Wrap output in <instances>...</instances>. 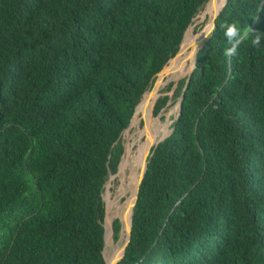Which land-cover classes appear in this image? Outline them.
Listing matches in <instances>:
<instances>
[{"label":"trees","instance_id":"16d2710c","mask_svg":"<svg viewBox=\"0 0 264 264\" xmlns=\"http://www.w3.org/2000/svg\"><path fill=\"white\" fill-rule=\"evenodd\" d=\"M205 2L0 0V264H104L101 191L118 134ZM213 22L116 264H264V0H225ZM224 22L251 30L234 57Z\"/></svg>","mask_w":264,"mask_h":264},{"label":"rangeland","instance_id":"374dc122","mask_svg":"<svg viewBox=\"0 0 264 264\" xmlns=\"http://www.w3.org/2000/svg\"><path fill=\"white\" fill-rule=\"evenodd\" d=\"M215 3H216V0H214L213 2H207V4L205 6L203 4L202 7L200 8V10H197L196 13L193 14L194 17H192L190 19V21L188 22V25L190 24V27L188 28V30L185 34V39L183 41L184 46L188 47V43H189L190 36H191V31L194 34H197L198 31L201 29V27L204 26L205 22L207 24V19L211 14V10L215 7ZM189 60H190V58H189V56L186 55V50H185L181 55H179L177 57V60L174 62L175 66L172 65L170 67L166 76L161 77L156 82L158 84L157 86L161 85V82L164 81L165 79L168 80L167 83L170 81H176V79L179 80L181 78V76L185 73V71L188 67V64H189ZM172 67L175 70H177V73H175L176 76L173 73L174 70L172 69ZM167 83L161 88V90L159 91V94L154 99V102H155L156 99L158 97H160L161 95H168L169 96L166 103L158 110V112H156L155 114H152L151 102H150L151 99L149 97L150 93H147L148 94L147 99L143 100V102L145 103L143 106V110L146 111V114H147V112L149 113L148 118L154 119L153 116H156V118L158 119V121H160V123L165 122L166 128L168 127V124H169L166 122H169L176 112V102L178 99V97H173V98L171 97L173 91H171L172 90L171 87L169 89H166V87L168 85ZM147 94H145L144 96H146ZM154 102H153V105H154ZM152 108H153V106H152ZM146 114L144 115V120H145ZM142 127H143V120L142 119L138 120L135 118V120L133 122V126L131 128L129 126V128L125 132L120 133L119 138H120L122 144H124V145L126 144L125 152H126L127 148L128 149L132 148L131 153H133V154L139 152L138 151L139 147L140 146L142 147L144 144V142L142 143L141 140L137 142V140H139V138H140L139 136H140V131L142 130ZM139 159H140V157H139ZM139 159H138V161H139ZM128 174H129V169H128V167L125 166L121 173H119V171H116L115 174L109 178L108 185L106 187V192H107V196H108L107 201L113 200L118 195L117 190L119 189V184H120L119 178L121 177L122 182L125 183L126 179H127L126 176ZM131 183L132 182L130 181L129 185H131ZM129 191L130 190L125 188L123 191L124 193L119 195V197L116 200V202L119 205L122 203L128 204V202H129L128 198L130 197ZM106 204H107V202H106ZM125 206H124V211L122 212L123 214L127 213V210H125ZM112 212H113V207H112ZM113 217L114 216H112V218ZM120 241H121L120 232H119V234H117V237L114 240L111 239V236H110L108 244L107 245L104 244V246H103L104 247V251H103L104 257H106V254L110 255L112 253V251L114 250V248H117V250H118V247H119L118 245H119Z\"/></svg>","mask_w":264,"mask_h":264},{"label":"water","instance_id":"95a60500","mask_svg":"<svg viewBox=\"0 0 264 264\" xmlns=\"http://www.w3.org/2000/svg\"><path fill=\"white\" fill-rule=\"evenodd\" d=\"M214 0H206V2L204 3V6L206 5L207 2H213ZM225 0H222L220 5L219 6H215L212 10H211V14L210 16L208 17L207 19V28L209 27V25L213 22V19L217 13L218 10L221 9V7L223 6ZM198 16V15H197ZM194 17V16H191L189 18V21L190 19ZM188 21V22H189ZM214 23V22H213ZM188 23L186 24V26L183 28V32H182V36H181V39L178 43V47H177V50L175 51V53L170 56L165 63H163L160 68L153 74V80H152V84H151V87L153 86L154 82L156 81L157 77L160 76L167 68V66L169 65V63H172L174 61V59L176 58V55L179 53L180 51V45H181V41H182V38L184 36V32L185 30L187 29ZM203 32V29L201 28L198 32V35H201L200 38H198L196 41H194L193 43V47H194V60H195V57H196V52L198 51V49H200L204 43V41L206 40V37L204 34H202ZM201 33V34H200ZM196 45V47H195ZM194 60H193V63L190 65L189 69L182 75L183 76V85H182V88L180 89V93L178 95V99H177V102H176V112L174 114V116L180 111V104H181V100H182V95H183V91L185 89V82H186V79L188 77V74L191 70V67L192 65L194 64ZM171 89L173 87H175L176 85V81H171ZM150 87V89H151ZM144 92L141 94V96L139 97L137 103L134 105L133 107V111H132V114L131 116L128 118V121L125 125V127L123 129H121V131L119 132L118 136H120V133L121 132H125L127 130V128L129 127L130 125V121L132 119V117H134L135 113L137 112V105L140 103V100L143 96ZM159 94L156 93V96L154 97V99L157 97V95ZM154 102V101H153ZM153 106V104H152ZM151 106V107H152ZM173 116V117H174ZM169 123V122H167ZM170 127L167 128V131L162 135L160 136V138H158L154 143H148V146L146 147V149L144 150V152L142 153L141 157H140V163H139V166H138V169L137 171L135 172L134 174V178L132 180V183H131V187H130V197H129V202L128 204L125 206V210H127V214L126 216L122 213L121 216H117L115 215L113 218H117L119 224H118V230H117V234H119L120 232V235H121V241L119 243V247H118V251L116 254H114V256H111L109 259H106V257H104V254H103V250H104V234H105V229H107V235H108V240L110 239V236H111V224H112V217L109 219L108 222H106V213H107V209H106V202H107V199H108V196H107V192H106V187L108 185V179L110 177H112L116 171L119 170V163H120V159L121 157L124 155L125 153V145L123 144V149H122V153L120 155V159L117 163V169L115 170V172L113 174H107L106 176V179L103 183V188H102V194H101V198L103 200V204H104V213H103V220H102V244H101V254H102V258H103V261H104V264H116L117 261H119L124 253V249H125V244L128 240V235H129V226L131 225V213H132V208H133V205H134V202L136 200V196H137V189H138V185H139V182L141 180V177H142V174L143 172L146 170V164H147V158L150 156L151 154V148L153 149L154 146L157 144V142L161 141L164 136L168 133Z\"/></svg>","mask_w":264,"mask_h":264},{"label":"bare ground","instance_id":"6f19581e","mask_svg":"<svg viewBox=\"0 0 264 264\" xmlns=\"http://www.w3.org/2000/svg\"><path fill=\"white\" fill-rule=\"evenodd\" d=\"M222 0H216V3H215V6H219L220 3H221ZM207 4V3H206ZM190 27V24L186 27L187 29L185 30L184 32V36L182 38V41H181V47H180V51L179 53L176 55V58L174 59V61L172 63H169V65L167 66L166 70L160 75L157 77L156 81H158L161 77H165L167 72L169 71L170 67L172 65H174V62L177 60V57L179 55H181L185 50H186V55L189 56L190 60H189V64H188V67L186 69V71L189 69L190 65L193 63V60H194V47H193V43L194 41H196L198 38H200L201 35H196L193 43L190 45V47H186L183 45V41L185 39V34L188 30V28ZM203 29V31H205L207 29V26H206V22L204 24V26L201 27ZM199 32V31H198ZM184 58V57H183ZM186 58V57H185ZM175 66V65H174ZM172 69L174 70L173 73H177V70H175L173 67ZM185 71V72H186ZM172 73V72H171ZM173 74V75H174ZM176 76V74H175ZM174 76V77H175ZM156 81L154 82L153 86L156 85ZM167 79H165L164 81L161 82V85L159 86H156L155 88L151 89L149 92L145 91L141 100H140V103L137 105L136 109H137V112L135 113L134 117H132L131 121H130V128L133 126V122L136 119L140 120L142 119L143 120V127H142V130L140 131V138L138 141H142V143L144 142L143 146L139 147L137 153H131V149H126V152L124 153V155L121 157L120 159V163H119V173L122 172V170L124 169V167H128L129 169V174L126 176V182L123 183L122 180H121V177L119 178L120 180V184H119V189L117 190L118 192V195L111 201H107V204H106V209H107V213H106V222L109 221V219L112 217V216H121L122 212L124 211V206L127 205V204H118L116 202L117 198L119 197L120 194H123L124 192V189L127 188L128 190H130V187L131 185H129L130 181L132 182L133 178H134V174L135 172L137 171L138 169V159L139 157H141L142 153L144 152V150L146 149V147L148 146V143H154L158 138L157 135H158V132H159V127H160V121H158V119L156 118V116H153L154 119H149L148 118V112L146 114V111L143 110V106H144V102L143 100H146L147 97H148V94L147 93H150L149 97H150V102H151V106L153 104V101H154V97L156 96V93L159 91L160 88H162L166 83H167ZM168 84V83H167ZM152 86V87H153ZM147 92V93H146ZM145 93L147 94L146 96ZM146 109V108H145ZM152 109V107H151ZM147 110V109H146ZM145 111V112H144ZM138 114V115H137ZM146 114V117H145V120H144V115ZM160 119V118H159ZM138 122V121H137ZM129 128V127H128ZM127 128V129H128ZM162 136V135H161ZM126 146V144H125ZM127 169V168H126ZM129 199V198H128ZM112 207H113V212H112ZM105 234H104V244H108L109 240H108V235H107V229H105ZM104 251V250H103ZM117 248H114V250L112 251V253L110 255H107L106 254V259H109L111 256H114V254L117 253Z\"/></svg>","mask_w":264,"mask_h":264},{"label":"clouds","instance_id":"9594fccd","mask_svg":"<svg viewBox=\"0 0 264 264\" xmlns=\"http://www.w3.org/2000/svg\"><path fill=\"white\" fill-rule=\"evenodd\" d=\"M220 28L222 30V34L225 38V40L228 43V47L225 48L224 50V55L226 57H234L237 55L238 52V48L240 46V44L249 36L251 35V30H249L248 33H242L241 30L239 29V27L237 26L236 23H228V22H224L220 25ZM216 29V24L215 23H211L209 25V27L202 32V34L205 35L206 38L210 37L212 32L215 31ZM201 34V33H200ZM251 46L253 48H259L261 46L262 43V37L260 34H256L254 36H252L251 40H250ZM196 47V45H195ZM197 48V47H196ZM195 61V60H194ZM193 68L195 67V64L192 65ZM192 69V67H191ZM191 71V70H190ZM183 77V76H181ZM153 80V79H152ZM178 79H176L177 81ZM183 82V81H182ZM171 83V81H170ZM172 84V83H171ZM177 84V83H176ZM183 85V84H182ZM176 86V85H175ZM171 87V85H170ZM175 87L172 88L171 91H173ZM182 88V87H181ZM180 93V92H179ZM179 95V94H178ZM168 96V95H167ZM169 97V96H168ZM178 97V96H177ZM177 115V114H176ZM175 115V116H176ZM174 116V117H175ZM172 117L171 120L174 118ZM170 120V121H171ZM169 121V123H170ZM169 125V124H168ZM169 128V127H167ZM115 172V171H114ZM113 174V173H112ZM109 180V179H108Z\"/></svg>","mask_w":264,"mask_h":264}]
</instances>
